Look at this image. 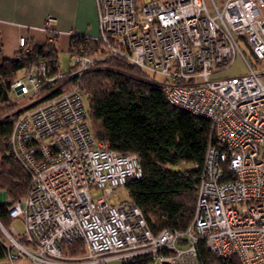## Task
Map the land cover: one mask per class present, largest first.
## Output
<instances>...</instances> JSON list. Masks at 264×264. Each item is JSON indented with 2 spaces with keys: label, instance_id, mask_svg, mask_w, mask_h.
<instances>
[{
  "label": "built area",
  "instance_id": "2783aa9c",
  "mask_svg": "<svg viewBox=\"0 0 264 264\" xmlns=\"http://www.w3.org/2000/svg\"><path fill=\"white\" fill-rule=\"evenodd\" d=\"M94 0L104 52L71 55L60 69L41 62L14 79L11 90L28 97L12 117L10 144L30 173L8 217L21 218L19 234L0 221L9 264H199L197 243L216 257L264 264V0ZM48 20H52L49 18ZM20 49L28 51L24 38ZM241 44L256 60L251 65ZM240 55L246 74L215 78ZM110 57L161 76L168 101L211 122L210 140L197 177L193 217L185 229L153 233L129 198L104 196L140 178L135 154L96 141L87 124L80 84ZM99 188L101 197H92ZM85 252L65 256L64 244Z\"/></svg>",
  "mask_w": 264,
  "mask_h": 264
},
{
  "label": "trees",
  "instance_id": "16d2710c",
  "mask_svg": "<svg viewBox=\"0 0 264 264\" xmlns=\"http://www.w3.org/2000/svg\"><path fill=\"white\" fill-rule=\"evenodd\" d=\"M28 51L20 49L13 58L0 60V195L21 200L30 185V173L13 153L10 135L12 115L7 111L15 104L11 84L24 71L45 62L52 69L59 67L56 44L45 41L28 44ZM69 54L102 53L99 40L72 36ZM151 75L132 67L124 59L110 57L98 62L81 80L80 91L87 99V124L93 138L120 154H135L142 175L128 180L124 186L129 200L142 212L149 229L182 230L190 223L195 209L197 177L201 173L208 143L211 122L183 108L171 104L164 87ZM86 107V105H85ZM9 113V112H8ZM189 164L184 171L171 169ZM7 201L0 199V221L8 227ZM199 264H239L236 259H220L202 241L197 243ZM65 256L85 252L82 242L64 244ZM5 248L0 240V260ZM147 257L128 264H145ZM122 264V263H121Z\"/></svg>",
  "mask_w": 264,
  "mask_h": 264
},
{
  "label": "crops",
  "instance_id": "0c3cea01",
  "mask_svg": "<svg viewBox=\"0 0 264 264\" xmlns=\"http://www.w3.org/2000/svg\"><path fill=\"white\" fill-rule=\"evenodd\" d=\"M97 34L94 0H0V60L19 52L20 38L28 44L51 41L58 52H68L72 36Z\"/></svg>",
  "mask_w": 264,
  "mask_h": 264
},
{
  "label": "rangeland",
  "instance_id": "374dc122",
  "mask_svg": "<svg viewBox=\"0 0 264 264\" xmlns=\"http://www.w3.org/2000/svg\"><path fill=\"white\" fill-rule=\"evenodd\" d=\"M149 0H139V4H144L146 2H148ZM216 3L221 4V2L223 0H215ZM259 14L261 17H264V5L263 6H259ZM241 48L243 50L244 56L246 58V60L251 64V65H255L256 64V60L254 59V57L251 55L249 49L247 48L246 45L241 44ZM58 64L60 66V68L62 69H66L71 65V55L68 52H58ZM248 72V68L245 65L244 60L242 59V57L240 55H237V57L233 60L232 64L217 72L215 74V78H229V77H235V76H240L243 74H246ZM152 77V78H151ZM150 78L157 82H162V77L161 76H151ZM11 100H13L14 102H16V106L15 104L12 105V109L10 111H7V115H12L17 108H19L20 106L24 105L26 102H28L29 98L25 97V96H18L16 94H12L10 95ZM85 105L87 108L88 102L87 99H85ZM9 112V113H8ZM190 165L189 164H178V165H174L171 166V169L173 170H178V171H184L186 169H189ZM91 196L96 198V197H101L103 195V191L99 188H93L91 190ZM128 198V194L126 191V188H117L114 192L105 195L104 199L109 203V204H116L120 201L126 200ZM0 199L5 200L6 197H2V195H0ZM12 226L15 227V229L17 230V232L19 234H22L24 231V225H23V221L21 218L17 217V218H13L12 220H10ZM0 264H9L8 261L6 259L0 260ZM15 264H29V261L27 259L24 258H19L15 260ZM100 264H121V261L119 259H110L106 262L100 263Z\"/></svg>",
  "mask_w": 264,
  "mask_h": 264
},
{
  "label": "water",
  "instance_id": "95a60500",
  "mask_svg": "<svg viewBox=\"0 0 264 264\" xmlns=\"http://www.w3.org/2000/svg\"><path fill=\"white\" fill-rule=\"evenodd\" d=\"M2 197H4V198H5V194H3V195H2Z\"/></svg>",
  "mask_w": 264,
  "mask_h": 264
}]
</instances>
